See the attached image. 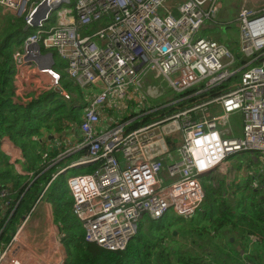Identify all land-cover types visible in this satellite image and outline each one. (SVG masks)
I'll return each mask as SVG.
<instances>
[{
	"label": "built area",
	"instance_id": "obj_1",
	"mask_svg": "<svg viewBox=\"0 0 264 264\" xmlns=\"http://www.w3.org/2000/svg\"><path fill=\"white\" fill-rule=\"evenodd\" d=\"M167 1L175 4L172 10ZM0 7L35 29L14 55L13 78L24 85L10 115H20L26 98L37 99L45 87L67 94L48 50L89 98L76 148L85 151L72 168H98L67 179L86 242L124 251L146 217L157 221L173 211L192 219L204 204L206 178L234 155L264 153V0H0ZM34 22L43 28H33ZM234 22L248 62L236 70L231 50L204 36ZM237 73L239 84L226 94L129 131L135 119L158 111L168 89L182 95L199 87L196 96ZM113 97L137 99L143 108L136 118L100 132L102 112L127 111L109 105ZM180 101H167L160 110ZM10 194L0 191V210L11 207ZM20 230L0 264H21L15 259ZM256 243L252 239L250 248Z\"/></svg>",
	"mask_w": 264,
	"mask_h": 264
},
{
	"label": "trees",
	"instance_id": "obj_2",
	"mask_svg": "<svg viewBox=\"0 0 264 264\" xmlns=\"http://www.w3.org/2000/svg\"><path fill=\"white\" fill-rule=\"evenodd\" d=\"M27 28L25 17L14 18L8 15L0 22V191L10 189L9 199L12 201L11 207L3 208L7 210V216L0 220V245L2 247L10 242L22 219L29 214L45 186L56 174V166L46 170L50 164L44 166L39 164L41 163L38 159L39 138L43 136L44 131L50 129L62 133L66 123L80 125L82 112L87 107L82 98L81 89L63 72L65 64L57 57L55 51L48 50L54 55L55 67L63 73L61 85L64 91L68 96L75 95L78 103L70 107L60 92L45 87L47 91L37 99L30 100L29 96L26 98L29 103L21 108L20 115H10L11 103L17 101L18 98L16 91L21 90L24 85L23 81L15 82L16 80L13 78L14 55L23 41L35 30L32 28L27 30ZM247 63L243 56L240 57L236 69L242 68ZM239 82L240 74L237 73L220 86L202 94L192 96L196 90L186 92L179 96L182 99L187 98L186 100L169 109L135 119L128 129L129 131L135 130L175 112L187 110L195 105L218 98ZM194 116L198 117V115ZM136 117L137 115L133 114L125 117L121 122L126 123ZM69 125L67 124V129ZM6 137H9L24 154L28 170L33 171L31 177L18 174L9 163L8 156L2 150V141ZM83 154L84 151L78 155L80 157ZM56 156L57 152H48L46 158L52 160ZM97 168V164H91L81 169L83 174H91ZM261 177L263 179L260 180V183H264V176ZM253 184L252 177L251 180L243 179L241 183L230 184H227L223 179L219 181L218 188L209 187L206 189L204 204L197 213L202 217L200 219L203 224L201 231L209 236L213 234L214 240L217 235L219 238L223 230L235 234L234 240H228L226 248L223 249L227 251L225 255L223 251H213V256L218 264H228L229 260L232 264H263L264 262V190L256 188ZM228 194L231 195L229 201ZM237 195H241L240 202L235 201ZM47 202L55 224L62 230V244L66 248L71 264H155L156 250H162L157 262L161 261L162 264L184 263L183 260L181 262L182 257L179 253L175 254L179 261L172 262V252L154 241L155 236L161 237V233L165 232L168 222L171 225L173 222L186 221L173 211L169 212L173 214L171 217L168 213L169 215L167 214L161 220L155 221L149 217L143 220L145 230L156 235L148 237L145 230L143 233L138 230L137 236L124 251L112 252L85 241L81 225L72 212L73 199L62 176L54 185ZM193 219H189V221ZM252 239L257 240L253 249L250 248ZM191 244L194 243L191 242ZM212 245L216 247L214 241ZM193 252L196 254L195 251ZM197 257L194 262L191 261L187 264H210L206 262L205 258L198 255Z\"/></svg>",
	"mask_w": 264,
	"mask_h": 264
},
{
	"label": "rangeland",
	"instance_id": "obj_3",
	"mask_svg": "<svg viewBox=\"0 0 264 264\" xmlns=\"http://www.w3.org/2000/svg\"><path fill=\"white\" fill-rule=\"evenodd\" d=\"M175 5L172 2L167 1L164 6L166 9L168 10H172L173 6ZM9 14V12L0 7V17L1 20H4ZM0 20V22H1ZM204 36L207 37H211L212 39L225 44L232 52V54L234 55L236 62L239 60L240 57H242V53H241V45L239 42V37H240V31H239V26L234 22L231 23V25H226V26H216V28H209L208 30H205ZM43 54H46L47 51H45L44 49L42 50ZM236 66L237 63H235L234 65H232V67L236 70ZM54 77L56 78V80H58V77L54 74ZM159 81H156V83ZM57 83V82H56ZM199 89V87L193 88L192 90H197ZM190 90V91H192ZM168 91L170 92L169 96L166 98L167 101L172 100V102L181 100L180 102L186 100L187 98H180L178 94L171 92L169 89ZM195 92V93H196ZM194 95L192 96H195ZM64 100L68 103L71 104V106H75L78 102H77V97L75 95H71L68 97V94H64L63 95ZM113 102H109V105H111L112 103H116V104H120L123 107L126 108V112L122 113V112H118L116 114V117L120 120H123L125 117H129L131 115H133V111L134 109H138V110H142L143 106L141 105V103L136 99V100H130L129 98H126L125 100L118 102V100L113 97ZM155 100H153L152 102H154ZM166 101V102H167ZM166 102H164L163 104L158 106V111H161L160 108H163L164 106H166ZM179 102V103H180ZM177 103V104H179ZM177 104H174L170 107L176 106ZM199 105V104H198ZM197 106V105H195ZM193 106V107H195ZM169 107V108H170ZM166 108V109H169ZM157 111V112H158ZM183 111V110H182ZM182 111H178L175 112L179 113ZM220 112V111H218ZM121 113V114H119ZM173 115V114H172ZM114 118V116L112 117ZM232 121H234L233 118H231ZM118 122V121H117ZM121 121L118 122V124H120ZM238 126V123H235ZM179 137H181L179 135ZM77 173H73L71 172L70 174H76V175H81L83 174V172L81 171V168L78 169ZM264 176V153L263 152H248V153H241V154H237L234 155L233 157L229 158L226 162L225 165L221 168V171H219L215 176H213L212 178H206L205 181H203V184L205 186V190L208 189L209 187L212 188H218L219 187V181L225 179V181L227 182V184L233 183V182H237V183H241L244 180H251V177L254 180V186L256 188H259L260 190H264V183H260V180L263 179ZM229 199L231 200V195L228 194V201ZM241 200V195H237L235 198L236 202H240ZM236 205V204H233ZM171 213V212H170ZM169 213V214H170ZM168 214V215H169ZM170 214L169 217H171ZM202 217L200 216V214L195 215L194 219L192 221H182L181 223L179 222H173L171 225L170 222H168L167 224V228L165 229V232H162V236L160 237L155 236L154 241L159 244H161L162 246H164V248H168L170 252H172V256H171V260L172 262L176 263L179 261V258H177L175 256L176 253H179L181 255V262L182 260L184 261V263H190L191 261L194 262L198 256H200L201 258H205L207 263L210 264H218V261L215 260L213 254L215 252H222L224 253V255L226 254V250H223L224 248H226V243L228 240H232V238L235 237L234 233H230L228 230H223L222 233H220L219 238L216 236L215 240L212 238V236L207 233H204L202 230L203 224L201 223V219ZM143 222H141V224L139 225V231L141 233L144 232L145 228L143 226ZM169 225V226H168ZM48 226H53L51 223L48 224ZM46 229V228H45ZM145 233L148 234V237H151L152 235H156L155 233L151 232L149 230H145ZM165 233V235H164ZM214 241L216 247H214L212 245V242ZM191 242H193L194 244H191ZM51 245H54V242L51 243ZM62 248V247H61ZM2 247L0 246V253L2 252ZM193 251L197 252L199 251L200 253H194ZM162 250H156L155 251V264H162L161 261L157 262V259L159 258L160 254H161ZM205 253L206 257H205ZM183 263V264H184ZM228 264H232L231 260H229ZM264 264V262H263Z\"/></svg>",
	"mask_w": 264,
	"mask_h": 264
},
{
	"label": "crops",
	"instance_id": "obj_4",
	"mask_svg": "<svg viewBox=\"0 0 264 264\" xmlns=\"http://www.w3.org/2000/svg\"><path fill=\"white\" fill-rule=\"evenodd\" d=\"M1 18L2 17H0V20ZM82 98L87 106L89 103V98L85 97L83 93ZM67 105L72 107L71 104L67 103ZM133 113L138 115L140 110L136 109V111ZM113 116L114 118H112ZM101 118L102 126L98 128L100 132L108 129L111 125L117 123L119 120L116 117V114L111 111L102 112ZM67 124H70L68 129L66 127ZM79 126L80 125L75 126L71 123H66V125L64 124L65 129L62 133H57L53 129H50L49 131H44L43 136L39 138V156L37 155L41 162L39 164H41V166L50 164L46 170L56 166V174L53 175L51 182L45 186L43 192L33 205L29 214L24 217L26 220L22 219L21 224L16 228V232L10 242L5 247L0 245L3 249L0 254H2L9 247L14 236L21 229L18 242L19 252L15 258L21 264H71L66 248L62 244V230L55 224L53 220L52 212L47 199L50 192L53 190L54 185L59 180V177L62 176L67 185V179L70 176L75 175L70 173L78 172L77 169L72 168V165L79 159L78 154L85 151H77L76 149L82 138ZM2 150L8 156L9 163L14 167L18 174L26 177L32 176L33 171L28 170L24 154L18 147H16L14 142L9 137L3 139ZM48 152H57L56 158L48 160V158H46ZM16 160L17 162L15 164L14 161ZM81 171L83 172L82 169ZM6 211V209L1 210L0 218L7 216ZM186 221L189 222V220ZM49 223H51L53 226H48ZM81 232L84 235L82 226ZM232 240L234 239L232 238ZM52 242H54V245H51ZM196 253L200 252L197 251Z\"/></svg>",
	"mask_w": 264,
	"mask_h": 264
},
{
	"label": "water",
	"instance_id": "obj_5",
	"mask_svg": "<svg viewBox=\"0 0 264 264\" xmlns=\"http://www.w3.org/2000/svg\"><path fill=\"white\" fill-rule=\"evenodd\" d=\"M32 26H33V28H36V27L40 26V24H39L38 22H34ZM28 29H29V28H27V30H28ZM50 58H51V60L54 59L53 54H50ZM57 92H58V91H57ZM87 166H88V165H87ZM83 167H86V166H81V167H79L78 169L83 168ZM75 168H77V167H75ZM0 213H1V210H0ZM24 220H26V219L24 218Z\"/></svg>",
	"mask_w": 264,
	"mask_h": 264
},
{
	"label": "bare ground",
	"instance_id": "obj_6",
	"mask_svg": "<svg viewBox=\"0 0 264 264\" xmlns=\"http://www.w3.org/2000/svg\"><path fill=\"white\" fill-rule=\"evenodd\" d=\"M39 28H43V26L40 25V26L37 27V29H39ZM7 190L10 191V189H7ZM10 192H11V191H10ZM10 195H11V194H10ZM9 197H10V196H9Z\"/></svg>",
	"mask_w": 264,
	"mask_h": 264
}]
</instances>
